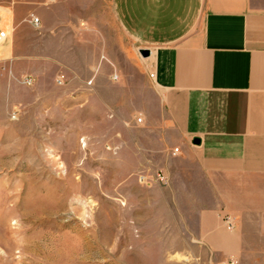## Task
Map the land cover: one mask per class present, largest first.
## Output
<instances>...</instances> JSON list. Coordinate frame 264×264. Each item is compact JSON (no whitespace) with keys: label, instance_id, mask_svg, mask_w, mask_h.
I'll list each match as a JSON object with an SVG mask.
<instances>
[{"label":"rangeland","instance_id":"obj_1","mask_svg":"<svg viewBox=\"0 0 264 264\" xmlns=\"http://www.w3.org/2000/svg\"><path fill=\"white\" fill-rule=\"evenodd\" d=\"M56 1L60 17V0H0L12 14H0V264H125L126 243L154 229L143 196L169 191L133 137L154 93L151 64L139 72L122 55L135 46L113 0H82L97 8L100 36L83 20L48 30Z\"/></svg>","mask_w":264,"mask_h":264},{"label":"crops","instance_id":"obj_2","mask_svg":"<svg viewBox=\"0 0 264 264\" xmlns=\"http://www.w3.org/2000/svg\"><path fill=\"white\" fill-rule=\"evenodd\" d=\"M60 3V17L57 1L44 9L48 30L83 20L101 35L97 8ZM112 12L135 46L122 55L139 72L151 64L154 93L133 137L142 168L169 189L131 211L156 219L148 240L126 243L125 264H264V0H113Z\"/></svg>","mask_w":264,"mask_h":264},{"label":"built area","instance_id":"obj_3","mask_svg":"<svg viewBox=\"0 0 264 264\" xmlns=\"http://www.w3.org/2000/svg\"><path fill=\"white\" fill-rule=\"evenodd\" d=\"M32 23L35 27H39L41 25L39 18H33ZM9 37V34L3 30H0V48L5 44L7 38ZM151 77L153 78L154 75L152 74ZM113 79H118V75L114 74ZM137 123L141 124L143 123V117H138L136 119ZM179 149H175V153H178ZM153 180L155 183L159 184H167V179L165 175L162 172H157L155 176L153 177ZM222 218L223 224L226 227L227 230L233 231L236 228V219L233 216L225 215Z\"/></svg>","mask_w":264,"mask_h":264},{"label":"water","instance_id":"obj_4","mask_svg":"<svg viewBox=\"0 0 264 264\" xmlns=\"http://www.w3.org/2000/svg\"><path fill=\"white\" fill-rule=\"evenodd\" d=\"M141 55H142L143 57H148V56L150 55V52L147 51V50H143V51H141Z\"/></svg>","mask_w":264,"mask_h":264}]
</instances>
